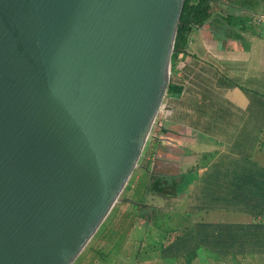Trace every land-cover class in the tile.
Returning <instances> with one entry per match:
<instances>
[{"label":"water","instance_id":"water-1","mask_svg":"<svg viewBox=\"0 0 264 264\" xmlns=\"http://www.w3.org/2000/svg\"><path fill=\"white\" fill-rule=\"evenodd\" d=\"M184 4L0 0V264H74L101 227L84 264L136 204Z\"/></svg>","mask_w":264,"mask_h":264},{"label":"crops","instance_id":"crops-1","mask_svg":"<svg viewBox=\"0 0 264 264\" xmlns=\"http://www.w3.org/2000/svg\"><path fill=\"white\" fill-rule=\"evenodd\" d=\"M231 10L236 18L243 14L250 17V13L244 10L233 7ZM226 13L217 4L212 11L211 20L216 18V14L223 15L221 23L214 20L212 24L210 20L194 35L191 34L193 54L214 52L213 57L218 54L222 62H185L189 67L186 66L183 72L181 68L177 69L176 77L182 78L186 73L185 82H189V85L179 99L168 97L174 105L167 107L168 111L160 124L164 126L153 140L146 162L141 167L143 174L147 175L146 194L139 206L136 205L141 212L139 209L132 222L133 227L139 225L145 231V236L148 235V228L155 226L159 227V234L161 230L168 229V235H159L160 241L135 239L140 245L136 244L137 248H131L130 253L124 252L127 254L126 260L132 264H257L254 259L264 260V237L255 239L244 234L255 225L251 218H257L249 213L255 208L264 210V202L260 200L257 205L256 202L246 200V206L240 213L202 211V222L194 218L181 226L172 224L169 210L162 215L161 223L152 217L151 212H142L149 207L147 194L152 193L162 199L159 193L167 187L171 188L169 193L174 196H187L182 210L187 209V214L190 215V210L194 208L192 204H188L190 194H208L211 186L207 182H210V178L214 177L215 184H219L217 192L233 193L232 185L237 184L238 180L234 173L235 161L239 157L251 156L249 162L256 161L264 166V152L255 150V146L257 148L260 144L259 139L264 138V59L257 61L259 53L264 57V25H258L250 18L247 26H236L234 36L223 32L225 28L228 29L224 20ZM236 36H241L242 39ZM256 42L259 43L257 47ZM224 53H229V56L226 57ZM196 68L198 72L190 77V71ZM195 83L197 86H194ZM190 155H200L197 166L190 167ZM211 167L215 168L212 172ZM248 176V172L243 175ZM259 176L263 178L264 172ZM137 190L138 188L135 194ZM154 208L156 207L151 210H158ZM224 218L229 221L225 222ZM218 223L233 224L242 229L230 239L231 244L227 248L213 247V244L229 240H220L223 238L212 235L211 231L208 235L202 233ZM197 227L202 230L199 232L202 234L189 233ZM108 236L106 233L99 244L105 242ZM179 240L183 243L182 249L170 251L169 246ZM117 258L123 264H129L124 257L118 255Z\"/></svg>","mask_w":264,"mask_h":264},{"label":"trees","instance_id":"trees-1","mask_svg":"<svg viewBox=\"0 0 264 264\" xmlns=\"http://www.w3.org/2000/svg\"><path fill=\"white\" fill-rule=\"evenodd\" d=\"M220 5L223 9L227 11L226 17L224 20L226 21L227 27L230 28V30L234 32V29L236 26L245 27L247 26V22L250 21L249 16H239L235 17L234 13H232L231 8H236L238 10H244L247 13H253V14H264V0H255V4L251 0H185L181 21L178 29V35L176 39L175 44V52L172 55V68H171V76L169 80V84L164 96L165 97H174L175 99H179L181 95L186 90V86L189 85V82H185L187 79L185 75L183 74L182 78L176 77L177 69H179L178 65L182 64L183 62H179L177 60L178 55L182 56V59L185 62H187L186 59H190V57H195V54L192 53L191 50V44L192 43V37L191 34L197 32V30L204 25V23L209 22L212 18V11L216 5ZM247 4V6L245 5ZM216 20L217 23H221L220 19H222L223 15L216 14ZM214 20H211V22ZM212 22V24H213ZM230 22V23H229ZM229 23V24H228ZM194 35V34H193ZM178 45H180V49H178ZM182 47V48H181ZM190 49V50H189ZM196 58V57H195ZM197 59V58H196ZM193 62H200L199 59L194 60ZM205 62V61H204ZM198 63H196L197 66ZM187 66V63L183 65V68L185 69ZM195 66V67H196ZM189 67V66H187ZM182 68V69H183ZM182 71V70H181ZM195 72L197 73L198 70L196 68ZM188 81V80H187ZM194 86H197V83L194 84ZM264 135V131L262 132ZM259 146L255 150L258 149L260 152H264V138L262 140L259 139ZM251 156L243 155V157H239L235 161V168L236 171L234 173L237 174V184L232 185L233 193L230 194V191H227V194H221L216 191V188L219 184H215L214 177L210 178V182L208 180L207 185L211 186L210 191L205 196L201 195L198 196L197 193L192 196L190 194V199L188 201V204H192L194 207L193 210L202 212V211H223V212H232V213H240L241 210L246 206V200L256 202L255 205L258 204V201L264 202V177L261 178L259 175L264 172V166L259 165L256 161H253L254 163L249 162L251 160ZM251 163V165H250ZM145 170V168H144ZM215 168L211 167V172L214 171ZM248 172V177H243L244 173ZM130 183V182H129ZM176 189H179L178 186H174ZM178 187V188H177ZM229 186H227L228 188ZM126 190L129 189V184L125 188ZM192 197V198H191ZM196 206V207H195ZM251 211V209H250ZM250 215L257 217L256 219L259 220V222L256 221L255 225L248 230L244 232V234H249L255 239H259L264 237V210L262 209H253L250 213ZM263 221V223H261ZM106 222V221H105ZM104 222V224H105ZM103 224V225H104ZM102 225V226H103ZM206 231H203V234H209L211 231V234L219 237L221 236L223 239L220 240H229V241H220L215 244H213V247L216 246H224L225 248L229 247L231 244L230 239L236 235L238 232H240L242 229H239V227H236L233 224H226V223H218L214 224L211 229L206 228ZM100 229L95 234L98 235L100 232ZM202 230H200L199 227L195 229V231L192 229L189 233L190 234H202L199 233ZM248 231V232H247ZM229 236V237H227ZM92 238V240L94 239ZM226 237V238H225ZM92 240L89 242V244L92 242ZM89 244L85 247L83 252L79 255V257L76 259L74 264H80L86 257L87 254V248L89 247ZM181 240L175 242L171 246H169L170 251H176L178 249H182ZM90 248H88L89 250ZM102 252L97 250L96 255H101Z\"/></svg>","mask_w":264,"mask_h":264},{"label":"rangeland","instance_id":"rangeland-1","mask_svg":"<svg viewBox=\"0 0 264 264\" xmlns=\"http://www.w3.org/2000/svg\"><path fill=\"white\" fill-rule=\"evenodd\" d=\"M228 1V0H225ZM254 4H255V0H251ZM247 6V4H245ZM246 13V12H245ZM243 16H246V14H243ZM261 16L264 17V14H257L256 17V21L257 19H263ZM262 20V21H263ZM261 21V22H262ZM261 22H257V24H261ZM230 23V22H229ZM228 23V24H229ZM264 25V24H261ZM230 30V28H228ZM227 28L224 29L223 32L226 33H231L232 35L234 34V36L236 35V33L230 32ZM236 29V28H235ZM264 32V30H263ZM232 35L230 36V38L232 37ZM229 37V36H228ZM226 36V38H228ZM238 39H242L241 36H236ZM234 40V39H233ZM230 42H228L229 44ZM259 43H255V47H257ZM182 48V47H181ZM178 49H180V45H178ZM190 50V49H189ZM191 52V50H190ZM213 53L214 52H208L207 54H202V55H197L195 54V57L197 59H199V61H207V62H222L220 61V57L218 54H216V57H213ZM224 55L226 57L229 56V53H224ZM256 56V55H255ZM190 57V59H186L187 62H193L194 60H197L196 58ZM264 57L261 56V54H258L257 57V61H261L263 60ZM177 60L179 62H184L182 59L181 55H178ZM179 68H181L182 72L185 70L183 68V64L179 65ZM183 68V69H182ZM222 69H224V66L221 67ZM190 77L193 76V74L195 73V70L193 69L192 71H190ZM174 104L172 103V100L170 98H166V103H165V107L162 111V115L160 118V122H159V126L156 130V134L153 137V140L155 139L156 135L158 134L159 130L164 126V125H160L162 123V119L164 118L166 112L168 111L167 107H172ZM165 135V134H162ZM152 140V142H153ZM194 140V139H193ZM152 144V143H151ZM151 146V145H150ZM209 147H214L215 146H209ZM221 149V146L219 147ZM150 150V149H149ZM200 159V155H190V167H195L198 164V160ZM146 162V161H145ZM144 162V163H145ZM151 164H149L150 167ZM194 165V166H193ZM147 175L143 174L142 168L140 170V175L138 176L137 180L135 181V186L132 190V193L130 195V199L132 201H134L136 204H131V203H125V205L122 207L121 212L118 214L117 218L115 219L114 223L112 224L110 231L107 232V235H109L105 242H102V244L97 245L96 249L94 250L93 253H91L89 259L84 263V264H123L121 259L117 258L118 255L124 257L125 261L128 262L129 264H132L130 261L126 260V255L124 254V252L126 253H130L132 250L131 248L134 247V249L137 248L136 244L140 245L139 242L134 241L135 239H138V241H142V240H161L160 236H165L168 235L166 230H161L160 234H159V227L155 226V228L150 227L148 228V235L145 236V231L142 230V228H139L137 225L136 228L132 226V222L133 220H135V216L136 214L139 212V203L140 200H142L144 194H146V185H147ZM142 183V184H141ZM136 188H138L137 190V194H135V190ZM154 189V186L152 187ZM171 190V188H163L161 190V192L159 193L160 196H162V199H158V197H156L155 195H152V193H148V204L149 207L147 210H142V212H151V215L153 218H157L158 222H162L163 221V214H167V210L168 211V215L171 216V222H173L172 224L177 225V226H181L182 223L184 222H189L191 219L194 220V218H197V220L199 222H202V214L198 211L195 210H190V215L187 214V209L182 210V204L184 205L187 201V196L186 197H179L177 195H173L172 193H169ZM139 201V202H137ZM138 205V206H136ZM152 207H156L154 209H158L157 211H153L151 210ZM172 210V211H171ZM141 212V209H140ZM119 217V218H118ZM255 223L256 220L257 222H259L258 219H253L251 218ZM251 220V221H252ZM224 221L227 222L229 221V219L224 218ZM261 223H263V221H261ZM151 229L153 231H151ZM160 235V236H159ZM97 250L101 251L102 254L101 255H96ZM134 252V251H133ZM254 261L257 264H264V260H256L254 259ZM136 263H139V260H136Z\"/></svg>","mask_w":264,"mask_h":264},{"label":"clouds","instance_id":"clouds-1","mask_svg":"<svg viewBox=\"0 0 264 264\" xmlns=\"http://www.w3.org/2000/svg\"><path fill=\"white\" fill-rule=\"evenodd\" d=\"M256 17H257V14L250 13V18H252L254 20V22L257 23Z\"/></svg>","mask_w":264,"mask_h":264},{"label":"built area","instance_id":"built-area-1","mask_svg":"<svg viewBox=\"0 0 264 264\" xmlns=\"http://www.w3.org/2000/svg\"><path fill=\"white\" fill-rule=\"evenodd\" d=\"M262 18H264L263 16H261ZM263 19H257V22H261ZM261 24H264V20L261 22Z\"/></svg>","mask_w":264,"mask_h":264}]
</instances>
